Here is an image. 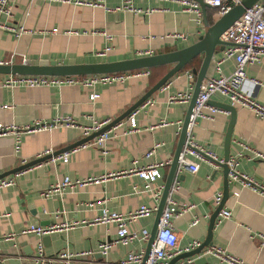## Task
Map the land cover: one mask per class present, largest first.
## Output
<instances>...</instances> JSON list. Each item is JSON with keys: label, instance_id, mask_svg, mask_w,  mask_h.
<instances>
[{"label": "crops", "instance_id": "crops-1", "mask_svg": "<svg viewBox=\"0 0 264 264\" xmlns=\"http://www.w3.org/2000/svg\"><path fill=\"white\" fill-rule=\"evenodd\" d=\"M120 2L104 0L103 3L114 8ZM134 4L142 9H156L148 14H134L47 0H16L11 15L0 14V24L14 27L23 24L32 32L16 37L0 27V60L22 63L26 58V62L31 64L40 60H54L59 64L116 61L143 56L140 53L146 50L154 55L183 48L196 42L203 34L204 25L198 24L194 14L184 11L177 2L134 0ZM205 15L209 23L218 17L212 8H207ZM53 28H57V32H52ZM96 30H105L112 35L111 48L102 56L98 52L106 46L107 41ZM173 32L184 34L185 38L167 36ZM221 53H216L214 58ZM170 67L163 65L149 76H134L124 83L99 85L92 89L76 85L0 87V106H10L0 107V122L27 124L57 116H71L85 125L91 123L90 117L113 120L138 100ZM192 68L195 67L180 70L169 80L167 87L154 92L149 98L150 102L145 101L135 110L139 130L125 134L128 125L126 117L109 128L112 130L111 136L104 147L93 144L78 146L69 155L67 163L57 161L53 164L48 160L33 165L17 174L15 185L0 189V264H35L31 257L39 242L44 245L45 254L49 256L66 245L71 251L95 249L99 242L112 240L116 236L115 223L94 222L101 207L129 212L141 204H156L151 191L142 192L145 182L136 170L159 161L171 162L182 127L179 121L183 122L188 104L169 102L168 97L176 92L193 90L195 75L192 72V75L187 74ZM233 68L234 61L227 60L222 64V73L229 74ZM245 72L248 79L259 83L254 85L247 81L244 88L264 104V60L247 65ZM215 74L211 62L207 78ZM92 91L99 93L95 100L89 99ZM218 103L230 104L225 97L213 95L209 105L217 106ZM234 107L230 156L239 154L238 170L264 183V160L251 158L253 149L264 152V119L246 108ZM205 113L210 114L207 109ZM212 117L197 118L191 133L199 145L207 146L218 159H222L230 115L229 112L214 113ZM162 121L168 124L158 127ZM81 138V131L76 127L34 132L22 135L20 147L15 151L14 138L10 135L0 136V173L38 158L49 147L56 151ZM155 143L160 146L152 156L146 158L145 152ZM191 158L197 161L198 170L195 173L185 170L179 174L180 188L175 194L178 204L188 208L172 219L178 237L177 246L182 252L192 240L204 241L209 218L218 206L214 197L217 192L223 193L221 168L208 158ZM168 169L169 165L159 168L161 177L154 185H164ZM119 171L128 173L109 176L99 183L69 187L62 194L41 196L42 191L54 182L61 181L64 176L84 179ZM236 191L237 197L233 195ZM223 208L231 209V217L219 224L215 220L212 245L223 247L246 264H264V245L258 237L264 234V198L239 183L229 181V195ZM154 217L155 213L140 218L129 228L151 230ZM194 217L199 221L191 225ZM63 222L79 224L42 237L20 233L30 223L48 226L61 225ZM10 232H16L15 238L4 239L3 236ZM45 236L50 238L44 243ZM146 245L147 241L144 240L117 244L105 258L95 253L85 261L106 260L112 263L125 257L129 251L145 250ZM175 264L223 263L211 254L200 253Z\"/></svg>", "mask_w": 264, "mask_h": 264}, {"label": "built area", "instance_id": "built-area-1", "mask_svg": "<svg viewBox=\"0 0 264 264\" xmlns=\"http://www.w3.org/2000/svg\"><path fill=\"white\" fill-rule=\"evenodd\" d=\"M16 0H0V14L6 16L11 15L13 3ZM50 2L82 5L88 7H102L107 11L122 10L131 12L134 14L144 13L148 14L154 11L156 8H146L135 6L134 0H121L118 6L110 8L104 5V0H47ZM158 1H171L177 2L183 7L184 11L194 14L195 21L201 26L205 23L204 14L198 0H158ZM204 3L210 5L211 8L217 10V14L225 13L231 6L238 4L241 0H202ZM0 27L13 33L16 37L22 34L32 32L26 28L23 24L14 27L11 25H1ZM52 32H57V28H53ZM103 35L107 41L106 46L98 52L99 55H105L111 48L110 41L112 35L105 30H96ZM172 38H185L184 34L173 32L167 34ZM220 39L229 42L226 45L217 58L213 57L212 65L214 76L208 77L202 83L200 90L197 94L192 112L190 114L189 122L187 125V133L185 143L181 149L178 157V164L175 177L169 189L168 197L166 199L165 206L159 217V222L156 230L154 240L151 244L149 253L147 255L145 264H168L169 260L182 252L177 246L178 237L174 230L172 219L181 215L188 208L184 205H179L175 199V194L180 188L179 174L182 171H189L195 173L198 170V163L191 157L196 159L210 158L223 162V159H218L215 154L207 147L199 145L192 133L191 127L197 118L212 119L214 113H227L221 107L209 105V101L213 95H221L225 97L229 103L233 106H239L246 108L252 112L255 116L264 119V104L256 100L251 92H248L244 88V84L247 81L252 82L254 85H258L259 82L253 79H248L246 76L245 68L249 64L259 63L264 60V1L260 0L253 4L251 7L246 8L240 17L234 21L220 36ZM140 55H151L150 50L141 52ZM232 59L234 61V68L229 74L222 73V64ZM24 63L26 58L23 59ZM10 61L3 62L0 60V65L9 64ZM149 69H140L126 72H114V73H99V74H87V75H69V76H52V75H0V87H61L63 85H76L85 88H96L99 85H109L113 83H124L127 79L134 76H149ZM188 75H192L191 71H187ZM169 81L165 82L162 87H167ZM192 96V90L184 92H176L169 95V102H182L188 104ZM99 97V93L92 91L89 95L90 100H95ZM150 102L149 99L146 100ZM1 108L10 107L7 104L1 105ZM209 110L210 114H206L205 110ZM91 123L88 125L77 122L71 116H57L51 120H35L32 123L16 124L14 122L3 123L0 122V136L10 135L15 140V151H17L21 144V137L24 134L52 131L55 129L76 127L81 131L83 137L88 136L92 132H95L107 125L111 119L106 118L97 120L90 117ZM127 128L124 130L125 134L139 130L136 120L135 111H132L127 116ZM182 123V121H179ZM168 122L162 121L157 126H165ZM111 129L100 133L95 136L91 141L84 143L81 146L87 144H93L98 147H104L105 143L111 136ZM244 148H248L247 145L241 144ZM160 146L159 143H155L152 147L145 152L146 158L152 156L156 149ZM78 147H75L69 151H64L56 156H52L49 160L53 164L57 161L61 163H67L69 161V155L74 152ZM52 148H47L38 155L41 157L45 154L52 153ZM253 159L264 160V152L258 150H252ZM240 155L230 156L226 161L230 168L228 173L229 181L239 183L242 187H246L253 192L257 193L264 198V183L258 180L251 174L240 172L237 168ZM170 161H159L140 167L136 170V173L143 178L144 185L142 192L151 191L153 199L156 201L154 206L147 204L139 205L135 210L129 212H118L110 210L106 206L100 208V214L95 218L94 222L101 224L115 223L116 224V236L109 241H101L98 243L95 249H86L81 251H71L66 245L63 249L59 250L53 255H46L44 251V245L39 242L36 246V251L32 255L31 259L35 264H141L144 256V249L139 251H129L125 257L119 260L109 263L106 260L100 262L85 261V259L94 256L95 253H99L102 258H105L110 249L117 245H126L138 240L148 241L150 236V230L147 228L130 229L129 225L136 222L140 218L148 217L154 214L157 208V202L161 196L164 185H154V182L161 177L159 168L168 166ZM19 172L0 178V189L13 186L16 184V177ZM128 173V171H119L116 173H110L104 176H89L84 179H70L68 176H64L61 181H56L48 186L41 192V196L50 197L55 194H62L69 187L79 186L82 187L89 183H99L104 178L109 176H116ZM235 197L238 196V192H234ZM222 199V193L217 192L214 201L218 205ZM92 206L93 203H90ZM4 215H8L5 213ZM57 215V213H55ZM231 217L230 208H222L217 216L216 222L219 224L225 219ZM199 219L194 217L191 221V225H196ZM78 222H63L61 225H48L42 226L34 223H30L25 226L20 233L21 234H35L39 237L48 235L59 229H69L77 226ZM16 236V232H10L3 236L6 240H12ZM261 244L264 245V234H259ZM202 242L194 239L184 247L183 251L191 250L198 247ZM211 254L217 258L220 263L223 264H246L241 258L227 252L223 247L218 245H210L206 248L205 252Z\"/></svg>", "mask_w": 264, "mask_h": 264}, {"label": "water", "instance_id": "water-1", "mask_svg": "<svg viewBox=\"0 0 264 264\" xmlns=\"http://www.w3.org/2000/svg\"><path fill=\"white\" fill-rule=\"evenodd\" d=\"M198 1L200 3L205 18L204 31L203 34L198 37V40L196 42L183 48H179L173 51L160 53V54L140 56V57L128 58V59H122L116 61L59 64L56 63L54 60H49V61L40 60L36 64L22 62V63H9V64L0 65L1 75L12 74V75H52V76L126 72L137 69H148L162 65H171L170 69L159 80H157L140 98H138V100H136L131 106H129L124 112H122L116 118L111 120L107 125H104L99 130L92 132L88 136H85L68 146H65L59 150L53 151L52 153L45 154L41 157L28 161L15 168L0 173V178H3L5 176L12 175L24 169H27L33 165L48 161L52 156H56L64 151H69L75 147L83 145L88 141H91L95 136L115 126L124 118H126L132 111H135L147 99H149L154 92L159 90L165 82L169 81L174 75H176L180 70H182L186 65H188L195 57L202 56V60L199 68L198 69L192 68L190 70L195 75V82L192 90V96L188 103L186 114L182 122V127L180 130L174 155L169 164V169L164 182V187L159 202L157 204L154 222L150 230V236L147 241L146 249L144 251V256L141 264L146 263L147 255L149 253L151 244L156 234L159 217L165 206L170 186L176 174L178 157L185 143L187 125L189 122L190 114L192 112L197 94L200 90L202 83L207 78V72L213 60L214 55L218 52L223 51L224 47L229 44V42L221 40L220 36L230 25L234 23V21H236L240 17V15L244 12L246 8L251 7L253 4H255L260 0H241L240 3L234 4L225 13L218 15V17L211 23L208 22L205 15L206 9L211 8L210 5L204 3L202 0H198ZM216 105L218 107H221L225 111H228L230 115V120L227 126V130L223 142V158H222L223 162H219L217 160H213L209 158L216 166H219L221 168V172L223 174L222 199L209 218L207 236L204 239V241L198 247H195L188 251L180 252L177 255L173 256L169 260L168 264H175L179 260L189 258L200 253H204L206 248L212 245V231L215 225L216 217L219 211L223 208L224 202L229 195L228 173L230 171V168L227 165L226 161L230 157L231 136L235 122V107L227 103H218ZM49 238L50 236L43 237V242L47 241Z\"/></svg>", "mask_w": 264, "mask_h": 264}, {"label": "trees", "instance_id": "trees-1", "mask_svg": "<svg viewBox=\"0 0 264 264\" xmlns=\"http://www.w3.org/2000/svg\"><path fill=\"white\" fill-rule=\"evenodd\" d=\"M213 10H214V12L217 14V10L216 9H214V8H212ZM201 60H202V56H197V57H195L188 65H186L184 68H191L192 66H194L196 69H198L199 68V66H200V64H201ZM163 66V65H162ZM157 67H160V66H157ZM157 67H152V68H148L149 69V71H150V74L152 73V71L153 72H155V70H157L156 68ZM183 68V69H184ZM137 70H140V69H137ZM149 74V75H150ZM154 75H156L155 73H154ZM164 74H162L161 76H159V78L157 79V80H159L162 76H163Z\"/></svg>", "mask_w": 264, "mask_h": 264}]
</instances>
